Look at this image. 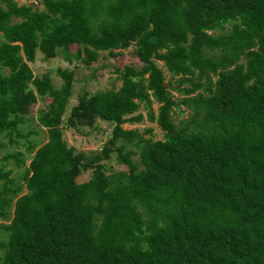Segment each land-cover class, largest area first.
<instances>
[{"label": "trees", "instance_id": "16d2710c", "mask_svg": "<svg viewBox=\"0 0 264 264\" xmlns=\"http://www.w3.org/2000/svg\"><path fill=\"white\" fill-rule=\"evenodd\" d=\"M38 3L0 0V67L9 70L0 69V132L23 136L18 124L37 94L51 96L38 114L48 138L29 144L27 192L1 225L0 264H264V0ZM73 43L86 65L131 45L142 63L122 67L117 89L83 90L70 107L68 126L113 123L89 155L62 136L74 70L58 67L54 87L29 64L36 49L54 58ZM181 104L191 114L177 124ZM140 106L162 138L122 125L144 117L132 114ZM113 152L126 168L106 170ZM10 171L0 166V179ZM10 190L19 186L2 193Z\"/></svg>", "mask_w": 264, "mask_h": 264}, {"label": "rangeland", "instance_id": "374dc122", "mask_svg": "<svg viewBox=\"0 0 264 264\" xmlns=\"http://www.w3.org/2000/svg\"><path fill=\"white\" fill-rule=\"evenodd\" d=\"M18 3L33 4L35 7H42L38 3V0H17ZM230 24L226 25L229 28ZM74 43L70 45L68 51H64L62 48H56V56L54 58H46L43 53L36 49L35 58L30 61L29 64L35 75L41 76L44 72H49L52 84L54 87H58L62 82V78L57 74V68L67 67L74 70V79L71 87V93L67 101L66 111L63 115L62 136L68 145L73 146L75 150L84 151L89 155L90 151H98L104 141L108 138L113 123L107 120L96 118L92 125H77L71 127L66 125V117L69 113L70 107L74 105L78 100V95L87 90L90 93L95 91H105L108 89H117L121 85L122 73L120 70L125 64H132L135 67L141 66V61L137 55L133 53L132 48L134 45L124 49H116V54L110 55L107 51H100L99 57L96 61L86 65L81 63L76 57L73 56V51L77 48ZM157 65L164 69L165 78H169V73L165 70L164 64L161 60H156ZM4 73H8L9 70L5 67H0ZM176 78V77H174ZM165 79V80H166ZM189 84H183L180 87L188 86ZM31 86H33L31 84ZM175 100L179 101L183 98V94L178 90H171ZM51 96L48 94H37V101L32 109V116L25 117L22 123L18 124V128L23 136H17L16 134H9V132H0V166L4 170H11L9 174L0 179V212H4L5 215L0 216V240L8 239V231L1 227L2 224H7L13 215L14 203L16 197L20 194L27 192L25 179L23 177L24 168L29 164L31 155L34 151H29V144H33L35 150L39 145L47 140V129L38 120V114L43 112L48 107V102ZM158 104L153 103V108L156 110ZM183 112L177 107H174L172 116L174 122L177 124L180 120L186 119L191 114V110L185 105H180ZM142 111L144 117L140 121H126L122 125L125 128H135L144 137H151L152 139H159L163 137V130L155 121L147 119L145 114V108L140 106L135 114ZM132 148H136L132 146ZM137 149V148H136ZM138 150V149H137ZM102 160L104 162L106 170H117L120 168H126V164H120L116 161V153ZM23 158L24 161L21 164L16 163V158ZM133 158L138 160V153L133 154ZM91 172V169L83 172L78 176L79 180L85 179ZM7 187L19 186V190L15 193L8 191L2 193V189ZM5 198L6 202L1 201ZM4 253V248L0 246V255Z\"/></svg>", "mask_w": 264, "mask_h": 264}]
</instances>
